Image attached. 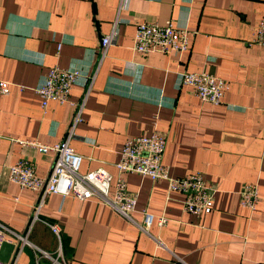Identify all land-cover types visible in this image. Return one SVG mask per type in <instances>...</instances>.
<instances>
[{"label":"crops","instance_id":"1","mask_svg":"<svg viewBox=\"0 0 264 264\" xmlns=\"http://www.w3.org/2000/svg\"><path fill=\"white\" fill-rule=\"evenodd\" d=\"M118 1L0 0V79L10 83L0 97V222L24 232L38 199L8 181V166L24 157L44 176L53 159L18 140L61 141L83 100L68 143L81 156L80 173L101 167L115 176L124 140L155 130L165 137L162 162L170 174L199 172L211 188L212 209L190 214L182 194L167 192L163 181L126 173V189L136 194L135 223L94 197L50 193L29 242L47 252L59 246L65 264L264 263V49L249 43L264 0H128L117 14ZM116 16L115 40L97 66L100 38ZM168 19L191 33L185 52L132 49L137 22ZM52 65H78L95 71L94 79L89 90L83 76L75 80L74 105L50 101L42 112L34 88ZM197 71L228 83L220 104L176 84L180 72ZM243 183L257 184L253 212L238 204ZM112 190L111 182L109 195ZM142 210L154 217L145 231L136 225ZM160 216L167 220L161 227ZM16 264H36L34 252L24 246Z\"/></svg>","mask_w":264,"mask_h":264},{"label":"built area","instance_id":"2","mask_svg":"<svg viewBox=\"0 0 264 264\" xmlns=\"http://www.w3.org/2000/svg\"><path fill=\"white\" fill-rule=\"evenodd\" d=\"M128 0H119L116 13L127 8ZM116 16L108 34L102 36L99 42L97 66L102 60L106 48L112 44L117 34ZM191 33L185 28L174 24L171 19L162 24L156 22L140 21L135 24L133 32L132 49L137 53L160 52L169 55H179L188 48V36ZM250 44L264 49V15L261 16L251 34ZM92 57L94 54H91ZM94 73L88 74L84 67L78 65L60 67L52 65L41 76L34 88V92L40 99L42 112L48 102L74 105L69 99V93L75 80L83 76L86 79V88L90 89L94 79ZM178 86H187L192 94L202 102L218 105L228 88V83L219 77L205 72H180L177 75ZM10 83L0 79V97L9 93ZM83 100L77 104V108L71 124L64 138L56 143L48 144L37 140H18L25 147H30L39 153H52L53 159L48 172L44 176L34 173L32 161L20 157L8 166V181L17 184L20 188H27L38 195L33 213L26 229L22 233L10 230L0 222V247L3 243L12 245V253L7 261L0 259V264H16L19 254L24 246L29 247L36 258L45 259L46 264H65L62 261L60 247L54 252L42 250L27 239L29 228L37 213L43 205L44 197L53 193L68 196L76 200H88L96 198L101 204L110 207L120 217L130 223H135L131 218V212L136 205V194L126 189L124 174L136 173L147 176L151 181H163L167 192H179L182 194V209L193 215L209 213L212 209L213 199L210 186L204 183L199 172H191L184 176H173L169 167L162 162V154L165 147V137L153 130L148 134L126 138L119 150L118 160L114 163L117 171L112 176L104 168L80 173L81 156L75 153L69 146L72 130L80 113ZM113 183V190L109 195V187ZM258 187L256 183H243L238 191V204L240 207L253 212L257 202ZM141 224H136L140 229L146 230L154 217L146 210H142ZM166 218L160 216L156 219L157 226H163ZM52 233L58 238V228L49 226ZM264 264V263H258Z\"/></svg>","mask_w":264,"mask_h":264},{"label":"water","instance_id":"3","mask_svg":"<svg viewBox=\"0 0 264 264\" xmlns=\"http://www.w3.org/2000/svg\"><path fill=\"white\" fill-rule=\"evenodd\" d=\"M12 250V245L8 243H3L0 247V259L2 261H7L9 252Z\"/></svg>","mask_w":264,"mask_h":264}]
</instances>
